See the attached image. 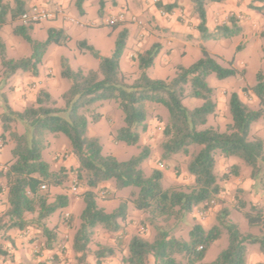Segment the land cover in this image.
Segmentation results:
<instances>
[{"label": "trees", "instance_id": "1", "mask_svg": "<svg viewBox=\"0 0 264 264\" xmlns=\"http://www.w3.org/2000/svg\"><path fill=\"white\" fill-rule=\"evenodd\" d=\"M29 1L0 0V31L5 24L21 20V16L29 11ZM176 1L169 4L157 2L156 7L169 13L178 7ZM221 1L190 0L192 13L198 18L196 28L202 41L232 38L241 33L239 18L234 13L213 31L208 30L206 8L210 3ZM82 2L75 1L80 12ZM104 6L105 0H100V12ZM257 10L263 12L264 5ZM34 23L22 22L14 25L12 30L30 45L28 56L7 58L5 43L0 37V65L4 78L17 71L37 75L47 46L51 43L63 45L68 41L69 36L63 29L53 27L48 29L45 41L32 39L30 31ZM117 26L119 24L115 23L111 27L115 29ZM127 36L128 30L123 27L115 38L110 56H100L86 41H80L78 46L81 49L98 58L96 70H73L62 59L60 76L70 81L69 87L61 94L63 106H57L56 100L44 88L39 89L35 100L22 110H13L4 101L0 114V140L2 145L10 143L12 147L11 157L0 166V192L6 199L5 208L0 212L1 237L9 240V230H24L32 226L45 238L43 248L63 250L62 239L56 229L48 227L46 222L56 211L67 206L68 197L58 193L50 200L49 189L62 187L72 172L77 183L84 188L80 194L84 208L71 244L76 264H85L96 227L115 234L127 218L126 201H121L110 212L97 204L95 189L110 180L116 189L132 188L127 200L145 215L142 223L154 229L151 239L137 233L129 237L120 264H246L248 244L258 245L264 255V208L257 205H251L243 214L249 226L260 227L259 234L242 233L235 223L227 219L226 209L218 216L220 225L205 229L195 223L188 231V238L177 236L174 231L175 224L183 222L195 207H208L219 199L223 180L239 174V166L235 164L228 171L218 173L217 154L241 160L249 168L253 188L264 193V140L250 135L251 124L259 119L264 121V69L257 71L256 83L251 87L257 108L250 107L238 92L232 91L227 100L230 122L221 131L207 125L208 117L217 109L215 90L207 78L212 74L220 80L235 76L237 69L232 66L233 59L228 66H223L200 44L201 56L196 61L187 67L178 65L176 74L170 79H154L146 72L161 48L160 43L154 42L135 56L140 72L128 83L120 70ZM185 97L197 99L200 104L188 108L183 104ZM104 101L114 102L122 113L123 125L116 130L114 141L129 146L138 145L147 128V105L156 103L165 107L168 116L161 131V159L167 161L176 154L187 156L186 171L192 176V182L163 187L161 170L153 169L146 174L142 164L150 156L148 146H142L136 155L126 160L103 154L99 138L88 135V118L92 122L99 120L100 114L94 112V108ZM15 123L22 126V131L14 128ZM60 134L67 139L77 165L52 170L43 159L42 152L48 146L49 138ZM29 214L34 216L28 218ZM172 221L173 225L170 224ZM222 230L227 234L226 247L212 261L204 262L207 249L220 238ZM121 238L116 237L118 245L122 243ZM116 252L113 246L99 245L93 253L96 262L101 263L105 258L115 257ZM0 257H11L1 241Z\"/></svg>", "mask_w": 264, "mask_h": 264}, {"label": "rangeland", "instance_id": "2", "mask_svg": "<svg viewBox=\"0 0 264 264\" xmlns=\"http://www.w3.org/2000/svg\"><path fill=\"white\" fill-rule=\"evenodd\" d=\"M99 1L84 0L83 12L77 9L75 0L60 10L55 9L54 1L30 0L28 3L29 7L38 4L52 13L51 17L33 24L30 31L32 39L45 41L48 37V29L52 27H62L69 36L68 41L63 45L49 44L41 63L44 70L51 69L53 71L47 72L49 78L53 76L58 79V84L51 90L57 106H63V100L58 93L67 89L70 84L68 79L60 76L62 59L73 70L88 71L98 68V58L92 52L81 49L78 46L80 41H86L100 56H110L114 50L115 38L123 27L126 25L141 27L143 25L141 16L137 14L138 10L131 9L128 5H122L121 8L123 10L125 8L123 12H120L122 17L111 16L106 9L100 12ZM119 1L122 4L123 1ZM105 2V6H114L112 0H105ZM214 3L224 11L225 17L230 13L238 14L239 23L242 27L241 33L232 38L219 37L202 41V45L221 65L228 66L229 61L233 59L232 66L237 69L235 76L223 80L218 79L213 74L207 78L208 84L215 90L217 104L216 113L208 117L207 125L223 131L226 124L230 122V115L227 110L229 93L238 92L244 102L252 108H257V99L251 87L256 83L257 71L264 69V11L257 10L258 7L264 5V0H222ZM215 11L212 10L211 13L214 14ZM111 20L113 21L112 24L110 23ZM19 23L22 21L19 20L14 24L7 23L0 31V37L5 43L7 58H20L31 53L30 45L12 31L13 26ZM115 23L119 26L113 29L111 26ZM189 39H191L190 45L174 43L171 47H165V50L163 49L155 58L153 65L146 70L147 74L154 79H170L176 74L178 65L187 67L196 61L201 56V48L197 41L192 40L191 36ZM133 44L132 40L126 39L120 61L121 73L128 83L136 79L140 72L135 60L138 51L132 50L134 49ZM237 45H239V49L236 50L235 46ZM169 52H171L170 55H168ZM3 77V69L0 65V78ZM244 87L246 88L245 91L242 90ZM183 104L188 108H193L199 105L200 101L185 97ZM147 109V128L141 134L138 145L129 146L114 141L116 130L123 125V117L117 105L111 101H104L95 106L94 112L99 113L100 118L97 122H92L91 118H88V135L99 138L103 154H112L119 160H126L132 155H136L142 146H148L150 156L142 164L146 174H149L153 169L161 170L163 172V187L190 184L193 178L186 171L187 156L176 154L167 161L161 159V131L168 116L166 108L160 104L149 103ZM14 128L22 131V126L18 123L14 124ZM250 135L264 140V121L262 119L251 124ZM51 137L49 138L51 141L42 152V157L49 163L50 168L57 170L61 166L76 167L77 161L70 153V147L65 136L60 134V137L55 140ZM10 157L11 144L0 150V161ZM216 161L218 173L228 171L229 167L235 164L239 166V174L237 176L231 175L221 182L223 189L217 201L208 207L204 205L195 207L183 222L175 224L176 235L188 238V231L195 223L201 224L205 229L220 225L218 216L224 209L228 211L227 219L235 223L242 233L259 234L261 232L260 227L249 226L243 213L251 205L264 208V193L253 188L252 180L249 177V168L241 160L224 158L217 154ZM83 189L77 183L72 172L69 173L68 180L62 187L49 189L50 200L58 193H64L68 197L67 206L61 211H56L46 222L48 227L56 229L58 237L62 239L63 250L43 248L45 238L38 229L32 226L24 230L11 229L9 237L13 242L10 243V239L5 240L0 235V241L11 255V257L6 258L0 257V264H4L6 260H14L18 254L30 255L35 260L34 262L28 260L30 264H37L38 256L43 257L46 264H76L77 259L71 251V244L74 232L80 223L79 215L84 208V201L80 195ZM131 190V187L116 189L113 180L104 182L95 189L98 206L107 212L116 208L121 201H126L127 218L122 223L121 229L115 234L108 233L99 226L95 228L86 252L85 264H120V257L126 253V244L132 234L137 233L144 238H152L154 229L150 225L142 223L145 215L127 200ZM5 200L4 193L0 192V212L5 208ZM242 204L243 208H241ZM33 216L32 214L27 215L28 218ZM170 224L173 225L174 222L172 221ZM116 237H122L121 244H117ZM99 245L115 247L117 251L115 257L105 258L101 263L96 262L93 252ZM226 245L227 234L225 230H222L220 238L207 249L203 261H212ZM247 247L246 264H264V255L259 246L248 244ZM56 251L59 253L56 254Z\"/></svg>", "mask_w": 264, "mask_h": 264}, {"label": "crops", "instance_id": "3", "mask_svg": "<svg viewBox=\"0 0 264 264\" xmlns=\"http://www.w3.org/2000/svg\"><path fill=\"white\" fill-rule=\"evenodd\" d=\"M44 1H54L55 9L60 10L68 6L72 0ZM118 1L119 0H115V4H113V7H110L108 5L104 6L103 10L106 9L108 14L114 16L119 15L120 12H123L125 10V8L124 10L121 8L122 5H128L129 7H131V9L138 10L137 14L142 18L141 22H143V25L141 27H136L135 25L125 26V28L128 30L127 40L130 39L134 43V49L132 50L141 52L147 49L150 46L151 42H158L161 44V48L159 51V53H161L163 49L165 50V47H171L174 43L190 45V36L192 37V40L197 41L199 46L200 44H203L202 39L200 38V34L196 28L198 24V18L192 13V3L190 2V0H177L176 2L178 7L173 8V10L169 13L160 11L156 7V3L161 2L162 4H169L174 3L175 0H122V4H120L121 2ZM83 2L81 4L82 12L84 11L82 6ZM212 10H216L214 14L211 13ZM223 12L224 11L218 8V6L214 2L211 3V6H207L206 26L209 31H213L217 25L226 22L228 16L225 17L226 15ZM60 28L63 29L62 27ZM237 46H235V49ZM170 53L171 52H169L168 55H170ZM41 63L38 67V74L35 76L27 72L17 71L15 74L9 76L8 78H0V114L3 112L4 101L7 102V104L13 110H22L26 105L32 103L35 100L36 93L41 88L46 89L53 97L51 90L58 84V79L53 76L49 78L47 76V72L52 70H44V68L41 66ZM64 91H66V89L60 91L58 95H61ZM59 137L60 135L52 136L51 138L55 140ZM49 141H51V139H49ZM6 145H10V143L2 145L0 147V150ZM3 161H0V164ZM10 231L11 230L8 231V235ZM11 242H13L12 239H10V243ZM58 253L59 252L56 251V254ZM28 260L32 262L35 261L30 257V255L18 254L14 257V260H6L4 264H30ZM36 262L46 263L45 259L41 256H38Z\"/></svg>", "mask_w": 264, "mask_h": 264}, {"label": "built area", "instance_id": "4", "mask_svg": "<svg viewBox=\"0 0 264 264\" xmlns=\"http://www.w3.org/2000/svg\"><path fill=\"white\" fill-rule=\"evenodd\" d=\"M52 16V13H50L45 8L41 7L38 4L32 5L29 8V11L25 12L21 16V21L26 22H39L41 20L47 19ZM118 17H122L121 14L118 15ZM110 23L112 24L113 21L111 20ZM2 146V142L0 140V147ZM44 188V186H42Z\"/></svg>", "mask_w": 264, "mask_h": 264}]
</instances>
